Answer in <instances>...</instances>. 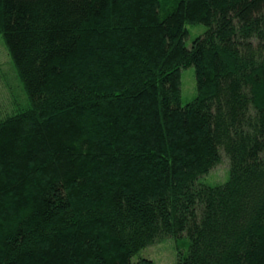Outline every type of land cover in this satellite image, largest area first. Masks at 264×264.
<instances>
[{
	"label": "trees",
	"instance_id": "1",
	"mask_svg": "<svg viewBox=\"0 0 264 264\" xmlns=\"http://www.w3.org/2000/svg\"><path fill=\"white\" fill-rule=\"evenodd\" d=\"M0 35V264H264V0H0Z\"/></svg>",
	"mask_w": 264,
	"mask_h": 264
},
{
	"label": "rangeland",
	"instance_id": "2",
	"mask_svg": "<svg viewBox=\"0 0 264 264\" xmlns=\"http://www.w3.org/2000/svg\"><path fill=\"white\" fill-rule=\"evenodd\" d=\"M189 35L186 45L190 46L193 38L205 30L203 25H189ZM196 94L195 73L193 67L181 71V104L190 102ZM28 98L23 85L17 77L14 65L8 54L7 48L0 35V114H10L25 108ZM228 160L222 155L221 162L216 165L201 181L209 184L222 182L227 176ZM184 240L165 237L154 244L141 249L133 259L144 257L154 264H175L177 244L182 246Z\"/></svg>",
	"mask_w": 264,
	"mask_h": 264
}]
</instances>
